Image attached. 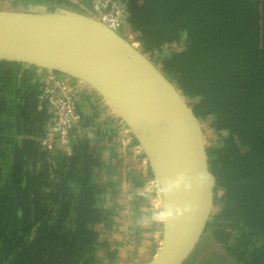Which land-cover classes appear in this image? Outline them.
I'll return each mask as SVG.
<instances>
[{
    "label": "trees",
    "instance_id": "trees-1",
    "mask_svg": "<svg viewBox=\"0 0 264 264\" xmlns=\"http://www.w3.org/2000/svg\"><path fill=\"white\" fill-rule=\"evenodd\" d=\"M76 1L11 3L93 11L92 0ZM124 1L128 26L119 31L139 43L202 121L216 178L207 242L184 264H197L204 244L236 264H264V0ZM46 72L0 61V264H114L118 211L114 201L105 206L112 182L106 186L103 173L113 174L106 159L121 136L141 149L100 97L79 87L73 155L45 152Z\"/></svg>",
    "mask_w": 264,
    "mask_h": 264
},
{
    "label": "water",
    "instance_id": "water-1",
    "mask_svg": "<svg viewBox=\"0 0 264 264\" xmlns=\"http://www.w3.org/2000/svg\"><path fill=\"white\" fill-rule=\"evenodd\" d=\"M0 5V61L51 71L96 93L125 125L163 199L158 252L146 264H184L214 211L202 121L176 85L139 48L85 6Z\"/></svg>",
    "mask_w": 264,
    "mask_h": 264
},
{
    "label": "rangeland",
    "instance_id": "rangeland-1",
    "mask_svg": "<svg viewBox=\"0 0 264 264\" xmlns=\"http://www.w3.org/2000/svg\"><path fill=\"white\" fill-rule=\"evenodd\" d=\"M71 1L75 4L78 3L76 0ZM6 2H12V0H0V5ZM117 32L121 33L125 39H128L125 31ZM81 87H84L85 90L87 89L85 85H81ZM88 92L92 93L91 90ZM101 108L103 109V107ZM106 109L112 113L108 107ZM107 111L105 110L104 113L106 114ZM104 113L101 115L102 118L105 117ZM122 128V132L124 134L127 133L126 127L124 128L122 126ZM137 148V145L133 144L130 139L126 141L124 140V136H121L116 140V151L111 152L115 157L112 160L106 159L108 163L105 165L111 167L110 172L113 174L108 176L109 173H103L105 177L104 181L106 182L105 185L107 186L109 182H112L110 190L108 192L106 190L107 193L105 198H109V201L106 202L105 206H108L111 201H114L119 207L117 210L115 204L111 205L113 210L118 211V216L115 218V221L119 226L112 238V240H114V245L119 247V253L115 260L112 261L114 264H143L146 261L147 256L145 257V253L148 249L156 245L157 242H160L161 231L159 233V229H157L156 233L153 229L152 232L153 205L150 204V201H154V203L156 201V197L158 196V185L153 178H149L147 170L143 166L145 162L144 155ZM111 153L108 152L107 155L111 156ZM127 162H130L131 165L128 166L126 164ZM137 170H140L141 178L135 177L134 171L136 172ZM145 177L149 180L145 179ZM134 178L137 181H135V184L133 182V185H131L130 181ZM125 180H127V182ZM138 180L143 183L142 188L136 185ZM144 182L148 183L144 184ZM135 221L138 224L141 223V225H139L140 232L138 233L132 232L131 225L135 223ZM146 223H151V225L148 226ZM114 229H116V227H114ZM127 232L129 233L127 234ZM204 239L205 238L202 237L198 244L199 246L203 244ZM205 241L207 242V239H205ZM206 254L212 256L215 254L212 245H202V249L199 253L200 258L197 264H236L234 260L229 259L227 256H225V258L222 257L217 251L209 261H206L202 259ZM102 255L103 254H101V256Z\"/></svg>",
    "mask_w": 264,
    "mask_h": 264
},
{
    "label": "built area",
    "instance_id": "built-area-1",
    "mask_svg": "<svg viewBox=\"0 0 264 264\" xmlns=\"http://www.w3.org/2000/svg\"><path fill=\"white\" fill-rule=\"evenodd\" d=\"M91 6L92 13L111 29L119 31L124 25L128 26L122 0H92ZM42 86L41 97L47 100L50 115L40 146L49 155L70 157L74 152L72 133L82 120L75 102L81 84L70 85L50 71L42 77Z\"/></svg>",
    "mask_w": 264,
    "mask_h": 264
},
{
    "label": "flooded vegetation",
    "instance_id": "flooded-vegetation-1",
    "mask_svg": "<svg viewBox=\"0 0 264 264\" xmlns=\"http://www.w3.org/2000/svg\"><path fill=\"white\" fill-rule=\"evenodd\" d=\"M122 4L124 5V7L126 6V3H125V1L124 0H122ZM34 5H36V4H34ZM69 7H72V6H69ZM50 8V7H49ZM73 8V7H72ZM79 110V109H78ZM133 152H135V151H133ZM139 152V151H138ZM141 152V151H140ZM128 166L129 165H131V163L130 162H127L126 163ZM144 167H145V169L147 170V174H148V176H149V178H152V176L153 175H151V168H150V166H149V163L146 161V159H145V162H144V165H143ZM140 170H137L136 172L134 171V175H135V177L136 178H141V174H140V172H139ZM145 179H147V180H149L148 178H146L145 177ZM154 179V178H153ZM126 182H127V180H125ZM135 181H137L135 178L134 179H131V181H130V183H131V185H133V182H134V184H135ZM123 182H124V180H123ZM140 182V181H139ZM148 182H144V184H147ZM139 187H143V183L142 182H140V185H139ZM150 204L151 205H153V211H152V223H153V225H155V226H153L152 225V232H153V229L156 231V229H159V231H161V237H162V232H163V223H164V221H160V220H156V219H154L153 217H154V215L155 214H158L160 211H162V208H161V205H160V199H159V194H158V196L156 197V201H155V203H154V201H150ZM149 211V210H148ZM157 211H158V213H157ZM139 225H141V223L140 224H138L136 221H135V223H133L132 225H131V228H132V232H134V230L138 233V232H140V228H139ZM146 225H148V226H150L151 225V223H147ZM119 227V226H118ZM142 230V229H141ZM127 231V230H126ZM142 232H143V230H142ZM129 232H127V234H128ZM160 241H161V239H160Z\"/></svg>",
    "mask_w": 264,
    "mask_h": 264
},
{
    "label": "bare ground",
    "instance_id": "bare-ground-1",
    "mask_svg": "<svg viewBox=\"0 0 264 264\" xmlns=\"http://www.w3.org/2000/svg\"><path fill=\"white\" fill-rule=\"evenodd\" d=\"M103 22V21H102ZM104 23V22H103ZM107 27H109L106 23H104ZM110 28V27H109ZM111 29V28H110ZM113 30V29H112ZM115 31V30H114ZM130 43L134 46V47H136V48H138L139 47V43L138 42H131V40H130ZM50 72V71H49ZM75 102H76V104H77V97L75 98ZM158 194H159V199H160V205H161V208H162V210H163V199H162V196H161V191H159V188H158ZM164 223H165V220H164ZM164 223H163V228H164ZM162 238V237H161ZM160 243H161V241H160ZM159 247H160V244H159ZM159 247H158V250H159ZM158 250L156 251V253L158 252ZM155 253V254H156ZM155 254L153 255V256H151L146 262H144V264H146L149 260H151L154 256H155Z\"/></svg>",
    "mask_w": 264,
    "mask_h": 264
},
{
    "label": "clouds",
    "instance_id": "clouds-1",
    "mask_svg": "<svg viewBox=\"0 0 264 264\" xmlns=\"http://www.w3.org/2000/svg\"><path fill=\"white\" fill-rule=\"evenodd\" d=\"M171 217H172V213L170 211L165 212L162 210L158 214H155L153 218L156 220L164 221L167 218H171Z\"/></svg>",
    "mask_w": 264,
    "mask_h": 264
},
{
    "label": "crops",
    "instance_id": "crops-1",
    "mask_svg": "<svg viewBox=\"0 0 264 264\" xmlns=\"http://www.w3.org/2000/svg\"><path fill=\"white\" fill-rule=\"evenodd\" d=\"M147 224V223H146ZM152 225H153V223H152ZM153 226H155V225H153ZM156 233H157V229H156ZM159 233H160V231H159ZM152 237V236H151ZM151 237H149V238H151ZM148 238V237H147ZM160 239H161V236H160ZM159 244H160V242H157L156 243V245H154V246H152V247H150L149 249H148V251L145 253V257L147 256V258H146V261L151 257V253L152 252H154L153 254H152V256L156 253V251L158 250V247H159ZM145 261V262H146ZM144 264V263H143Z\"/></svg>",
    "mask_w": 264,
    "mask_h": 264
}]
</instances>
